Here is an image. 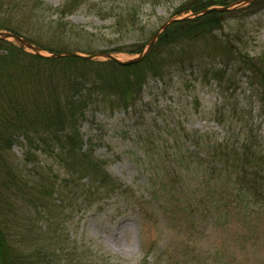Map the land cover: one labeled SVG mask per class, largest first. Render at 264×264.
<instances>
[{"label": "rangeland", "instance_id": "1", "mask_svg": "<svg viewBox=\"0 0 264 264\" xmlns=\"http://www.w3.org/2000/svg\"><path fill=\"white\" fill-rule=\"evenodd\" d=\"M41 1L43 8L31 16L46 42L67 26L74 33L60 42L71 52H108L123 62L139 56L130 52L135 47L145 51L165 22L193 15L177 14L189 0H82L63 12L55 9L72 0ZM236 3L229 6L224 31H240L237 47L258 56L264 53V8L251 14L241 12L247 5ZM124 15L128 25H118ZM204 59L207 67L175 65L162 78L149 76L136 108L100 103L86 110L80 124L84 150L104 165L120 186L117 191L98 188L84 173L68 172L56 147L42 153L25 139L14 144L10 162L22 176L54 186L47 188L46 205L35 208L26 197L16 201L9 233L23 256L34 255L41 264H264V213L248 217L234 211L219 222L216 214L203 212V187L193 173L170 185L168 164L156 157L151 163L146 155L155 150L143 140L146 129L169 138L176 128L182 153L190 145L185 131L264 136V99L249 74L239 73L234 82L208 80L206 68L224 70L227 63L210 53ZM190 202L197 208L192 218Z\"/></svg>", "mask_w": 264, "mask_h": 264}, {"label": "trees", "instance_id": "2", "mask_svg": "<svg viewBox=\"0 0 264 264\" xmlns=\"http://www.w3.org/2000/svg\"><path fill=\"white\" fill-rule=\"evenodd\" d=\"M72 1V5L55 10L63 12L78 7L82 0ZM238 1L242 0H189L180 6L177 14L229 7ZM43 4L41 0L34 3L0 0V32L25 38L49 54L72 51L60 42L67 34L74 33L70 27L56 31L51 36V44L42 34H37L39 29L31 15L42 9ZM246 7L241 12L256 13L264 8V0H255ZM228 18L229 11L212 12L170 25L145 59L135 65L89 59L92 53L80 49L73 51L79 57L38 56L14 41L0 40V264H41L40 258L23 256L21 249L14 246L9 225L17 214H14L16 201L26 197L37 208L38 203L46 205L47 188L52 186L49 189L54 190L51 180L49 184H32L13 166L10 152L17 141L25 139L30 147L37 145L31 149L42 153L54 151L56 147L60 150L58 159L68 172L84 173L98 188L109 186V191H117L120 186L104 165L92 152L84 150L80 124L90 105L109 103L113 108H136L149 76L162 78L175 65L183 70L193 68L197 62L207 67L204 58L209 53L225 60L227 66L224 70L206 68L208 80L229 78L234 82L239 73H248L264 99V53L253 57L239 49L237 44L243 35L235 31L230 36L224 31ZM117 22L121 26L128 25L125 15ZM142 51L143 47H135L130 52L140 54ZM231 68L234 69L232 74ZM170 132L174 134L164 139L161 132L154 134L146 129L143 137L145 144L155 149L146 151L151 163L156 157L168 164V184L177 183L183 176L189 179L193 173L196 182L203 187L202 200L206 206L203 212L216 214L219 222L234 211L246 212L248 217L264 213L263 135L241 131L236 136L228 133L218 136L216 131H185L184 137L190 145L186 153H182L176 128ZM30 155L27 152L26 156ZM186 206L190 218L195 217L191 212L197 209L196 204L190 202Z\"/></svg>", "mask_w": 264, "mask_h": 264}, {"label": "water", "instance_id": "3", "mask_svg": "<svg viewBox=\"0 0 264 264\" xmlns=\"http://www.w3.org/2000/svg\"><path fill=\"white\" fill-rule=\"evenodd\" d=\"M255 0H242V1H238L236 3L237 6H243V5H249L250 3H252ZM230 8L229 7H211L208 9H204L203 11L199 12V13H195L192 16L189 17H183V18H177V19H171L167 22H165L159 29L158 31L153 35V37L151 38L147 48L145 51H143L141 54H139V56H137L134 59L128 60V61H121L119 60L117 57H115L114 55L108 53V52H100L97 55H93V56H88L89 59H95V58H104L107 61H112V62H116L118 64H122V65H135L138 64L140 62H142L145 57L151 52L154 44L157 42L159 36L162 34L163 31H165L170 25L178 22V21H182V20H186V19H191L200 15H205V14H209L212 12H226L229 11ZM0 40H8V41H14L16 42L20 47L30 50L32 51V53H34L35 55L38 56H42V50L36 46H34L33 44H31L28 40H26L25 38L19 37L17 35H14L12 33L9 32H0ZM50 57H79L80 55L75 53V52H71V51H67L64 53H56V54H50Z\"/></svg>", "mask_w": 264, "mask_h": 264}]
</instances>
